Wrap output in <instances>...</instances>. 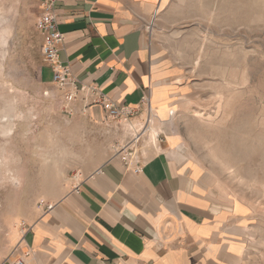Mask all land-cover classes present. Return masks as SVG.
<instances>
[{
	"label": "rangeland",
	"instance_id": "1",
	"mask_svg": "<svg viewBox=\"0 0 264 264\" xmlns=\"http://www.w3.org/2000/svg\"><path fill=\"white\" fill-rule=\"evenodd\" d=\"M38 3L0 0L10 28L0 45V264L65 184L130 143L135 128L136 115L93 120L77 93L43 78ZM145 30L170 108L164 124L160 106L149 108L155 140L178 147L228 225L246 232L230 240L242 241L236 264H264V0H167ZM146 126L134 152L153 141Z\"/></svg>",
	"mask_w": 264,
	"mask_h": 264
},
{
	"label": "crops",
	"instance_id": "2",
	"mask_svg": "<svg viewBox=\"0 0 264 264\" xmlns=\"http://www.w3.org/2000/svg\"><path fill=\"white\" fill-rule=\"evenodd\" d=\"M166 1L57 0L54 5L63 35L58 62L68 69L71 85L64 90L77 93L97 122L106 116L103 99L136 111L129 141L150 118L149 104L160 106L161 124L170 114L162 103L163 86L156 87L160 76L145 30ZM39 15L40 0L31 17L36 47L43 78L56 86L40 53ZM132 156L129 162L109 156L94 170L69 180L61 197L32 220L8 262L236 264L242 241L230 240L246 232L228 225L229 213L208 195L205 179L192 175L187 164L183 167L178 147L158 135Z\"/></svg>",
	"mask_w": 264,
	"mask_h": 264
},
{
	"label": "built area",
	"instance_id": "3",
	"mask_svg": "<svg viewBox=\"0 0 264 264\" xmlns=\"http://www.w3.org/2000/svg\"><path fill=\"white\" fill-rule=\"evenodd\" d=\"M56 1L57 0H40V15L36 22V29L42 36L40 53L43 62L49 65L52 70V82L64 89L71 85L69 83L68 69L58 62V52L63 43V35L58 30L57 18L54 11ZM100 104L106 115L112 119L123 118L126 120L137 114L136 111H132L127 107L118 108L108 100L103 99ZM142 134L141 132L139 135L135 136L130 143L121 148L118 152H114L113 155L116 156L118 153H122L123 161L129 162L132 160L134 151L132 149H130V152L126 151L130 147L129 144H131V146L136 144ZM124 154H126L127 157H125ZM2 264H23V261L16 260L14 263H10L6 260Z\"/></svg>",
	"mask_w": 264,
	"mask_h": 264
},
{
	"label": "bare ground",
	"instance_id": "4",
	"mask_svg": "<svg viewBox=\"0 0 264 264\" xmlns=\"http://www.w3.org/2000/svg\"><path fill=\"white\" fill-rule=\"evenodd\" d=\"M9 19L5 18L3 15L0 14V45H6L8 44V30L10 29L7 25L9 23L8 21ZM9 28V29H8ZM9 45V44H8ZM8 47V46H7ZM8 52V51H7ZM149 104V103H148ZM149 107L150 109L152 108L151 107V104H149ZM151 124L152 123V117H150L148 119V123H147V126H146V130H148L150 132V135L149 137L152 139V140H155V137H156V130L152 127L150 128V126H148V124ZM122 157V160H123V154L122 153H118L115 157ZM12 178V177H11ZM12 180V184L13 186H18L19 185V182H18V178L17 177H13ZM208 181V180H207Z\"/></svg>",
	"mask_w": 264,
	"mask_h": 264
}]
</instances>
